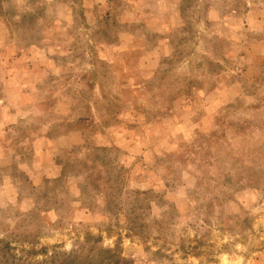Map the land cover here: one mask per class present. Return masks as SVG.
Masks as SVG:
<instances>
[{
    "label": "rangeland",
    "instance_id": "rangeland-1",
    "mask_svg": "<svg viewBox=\"0 0 264 264\" xmlns=\"http://www.w3.org/2000/svg\"><path fill=\"white\" fill-rule=\"evenodd\" d=\"M0 264H264V0H0Z\"/></svg>",
    "mask_w": 264,
    "mask_h": 264
}]
</instances>
